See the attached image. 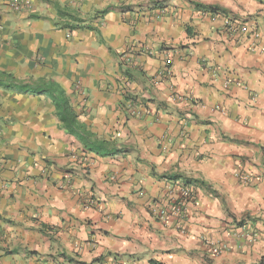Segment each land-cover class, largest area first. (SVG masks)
Returning <instances> with one entry per match:
<instances>
[{
	"label": "crops",
	"instance_id": "0c3cea01",
	"mask_svg": "<svg viewBox=\"0 0 264 264\" xmlns=\"http://www.w3.org/2000/svg\"><path fill=\"white\" fill-rule=\"evenodd\" d=\"M0 71V264H264V0H0Z\"/></svg>",
	"mask_w": 264,
	"mask_h": 264
},
{
	"label": "trees",
	"instance_id": "16d2710c",
	"mask_svg": "<svg viewBox=\"0 0 264 264\" xmlns=\"http://www.w3.org/2000/svg\"><path fill=\"white\" fill-rule=\"evenodd\" d=\"M58 16H59V26L63 29H67L69 31L79 30V29H89L95 30L93 26H89V24L84 21L78 20L75 16L77 14L76 10L70 11L65 8L57 7ZM100 14L96 13L92 17V21H96L99 18ZM62 20V21H61ZM92 23V22H91ZM5 82L7 84L6 89H13L15 83H19L16 79L11 77L4 72L0 71V83ZM25 92H31L32 94H46L48 95L50 101L55 107V113L58 116L59 120L67 126L68 132L70 135L75 137L79 143H81L82 139L87 144L83 145L84 150L89 153H93L98 155L99 157H108L115 155L116 152H113L112 147L108 145L107 142L103 140H97V138L91 134L85 126L81 125L77 119L75 114H73L72 110L68 105V99L63 93L62 89L55 83L50 81H36L32 87H27V85L23 86ZM16 88V87H15ZM28 89V90H27ZM20 91V90H19ZM129 102V100H127ZM132 104V102H129ZM169 181H176L177 177H166ZM187 184V183H186ZM84 264V263H82Z\"/></svg>",
	"mask_w": 264,
	"mask_h": 264
},
{
	"label": "built area",
	"instance_id": "2783aa9c",
	"mask_svg": "<svg viewBox=\"0 0 264 264\" xmlns=\"http://www.w3.org/2000/svg\"><path fill=\"white\" fill-rule=\"evenodd\" d=\"M16 6H19L18 3L14 2L10 4L11 8H15ZM229 22L226 21L225 25H228ZM128 109L132 108V104H126ZM242 180H246V176H239ZM176 193L180 195L182 198L181 201H179L176 204L170 205L167 207L166 210L161 211L162 218H166L168 215H175L179 216L181 219L185 215V213L188 212V199L192 195V189L188 186H178L176 189ZM227 249L226 244H223L219 241H212L209 243V250L212 256H219L223 251Z\"/></svg>",
	"mask_w": 264,
	"mask_h": 264
}]
</instances>
